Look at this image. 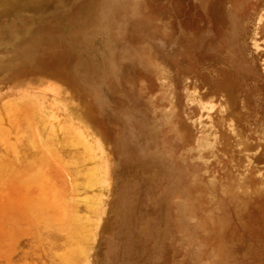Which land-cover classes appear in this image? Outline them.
Here are the masks:
<instances>
[{
	"label": "rangeland",
	"instance_id": "rangeland-1",
	"mask_svg": "<svg viewBox=\"0 0 264 264\" xmlns=\"http://www.w3.org/2000/svg\"><path fill=\"white\" fill-rule=\"evenodd\" d=\"M0 264H264V0H0Z\"/></svg>",
	"mask_w": 264,
	"mask_h": 264
},
{
	"label": "bare ground",
	"instance_id": "bare-ground-1",
	"mask_svg": "<svg viewBox=\"0 0 264 264\" xmlns=\"http://www.w3.org/2000/svg\"><path fill=\"white\" fill-rule=\"evenodd\" d=\"M258 21H259V20H258ZM200 101H201V100H200ZM200 101H199V102H200ZM203 104H204V103H203ZM203 104H202V103L200 104V105H201V106H200L201 108H205V106H204ZM229 127H230V126H229ZM232 132H233V131H232Z\"/></svg>",
	"mask_w": 264,
	"mask_h": 264
}]
</instances>
